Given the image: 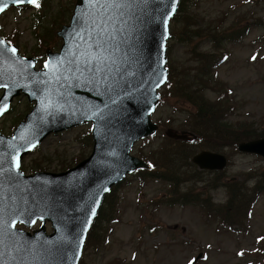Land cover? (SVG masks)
Returning a JSON list of instances; mask_svg holds the SVG:
<instances>
[{"label": "water", "instance_id": "obj_1", "mask_svg": "<svg viewBox=\"0 0 264 264\" xmlns=\"http://www.w3.org/2000/svg\"><path fill=\"white\" fill-rule=\"evenodd\" d=\"M4 4L31 5L0 0V7ZM179 4L76 0L69 23L56 33L62 39L59 50L47 49L40 69L35 68V57L19 55L16 45L0 37V84L8 85L0 87V107L6 103L8 110L20 94L34 102L11 135L0 132V264H78L112 186L148 167L130 149L157 129L150 116L157 90L167 81L166 40ZM100 60L103 71L86 70L99 67ZM88 121L93 123L88 157L60 172L26 174L20 169L23 156L49 133ZM168 135L188 138L185 131ZM237 149L264 157V137L241 141ZM191 161L201 170L227 165L224 154L207 149ZM37 220L38 228L25 229ZM46 221L52 232H47Z\"/></svg>", "mask_w": 264, "mask_h": 264}, {"label": "rangeland", "instance_id": "obj_2", "mask_svg": "<svg viewBox=\"0 0 264 264\" xmlns=\"http://www.w3.org/2000/svg\"><path fill=\"white\" fill-rule=\"evenodd\" d=\"M48 1L38 11L35 7L11 8L0 16V35H12L20 54L37 57L32 55L33 47L39 44L36 35H43L48 28L54 38L50 45H45L44 52L60 47L62 40L56 31L69 21L75 0ZM187 5L193 15V29L202 34L207 32L200 29L227 30L234 22L237 26L248 23L249 31L241 38L223 40L216 50L214 42L204 36L194 37L196 52L193 56L190 53L192 44L171 38L167 42V64L174 72V79L195 81V72L202 65L195 57L197 52L213 53L216 57L226 55L223 61L209 69L210 81L203 82L202 97L214 101L223 94V100L231 105L230 112L224 115L227 123L263 127L264 44L260 39L264 35V0H188ZM44 59V54L37 58L36 67L40 68ZM20 95L13 97L8 112L0 119L3 134H11L34 103ZM179 96L166 93L165 100L156 105L151 119L161 123L157 125L155 136L150 142L137 140L130 149L131 155L145 161L136 152L138 145L141 153L148 155L151 149L161 145L168 131L190 132L187 111H194V107L183 98L178 99ZM90 125L86 123L49 133L36 149L23 156L21 170L26 174L37 170L60 172L88 157L93 144ZM86 133L90 134V140L85 139ZM236 148L227 145L215 150L226 156L227 165L222 170L202 174L204 179L218 178L215 188L208 191L204 180L195 186V194L212 199L215 207L227 198L226 183L234 179L250 185L246 172L258 173L264 169V157L242 153ZM178 156L175 153L172 157ZM134 173L109 193L116 199L113 220L106 222V226L101 223L104 233L94 246L92 243L85 245L79 264H264V192L253 205L245 229L234 231L219 221L217 212L209 214L207 204L199 196L195 202L182 204L180 199L168 204L162 198L171 192L167 182L150 177L141 179ZM38 226L39 222L33 227ZM45 228L51 231L49 221Z\"/></svg>", "mask_w": 264, "mask_h": 264}, {"label": "trees", "instance_id": "obj_3", "mask_svg": "<svg viewBox=\"0 0 264 264\" xmlns=\"http://www.w3.org/2000/svg\"><path fill=\"white\" fill-rule=\"evenodd\" d=\"M48 2V0H42L39 4L41 6ZM187 2L188 0L181 1L180 13L172 19L170 32L171 38L192 44L190 51L192 56L196 52L195 47H193L194 37L204 36L209 41L214 42L213 47L216 50L220 49V44L223 40L241 38L249 31L248 23L237 26L234 22L227 30L219 28L214 30L208 28L200 29L207 32L202 34L198 29H193V15L189 11L190 7L187 5ZM50 23L52 24V22ZM36 37L39 38V44L33 47L32 55L41 57L44 54L43 49L45 45L48 43L50 45L54 34L50 33L48 28L43 35H36ZM260 40L264 44V35H262ZM195 57L202 61L201 67L195 72V81L189 83L177 78L174 79V72L168 66L169 78L166 85L161 89L160 98V102H162L165 100L166 93L172 96L175 93L180 94L181 96L178 99L183 98L194 107V111H187L188 117L186 119L192 137L182 140L164 135V140L160 143L161 145L153 148V150L151 149L148 155H143L138 145L136 152L145 159L149 167L147 169H139L134 174H137L141 179L150 177L167 182L170 185L168 190L171 192L162 198L168 204H174L180 199L182 200V204L195 202L200 197L201 201L207 204L209 214H212L211 211L217 212L219 214V221L227 229L240 231L245 229L247 221L251 217L253 205L258 196L264 192V169L258 171V173L246 172L251 181L250 185L248 182L245 186L243 183L234 181V179L226 183L227 198L223 203L216 204L217 207H215L211 201L212 199L202 197L201 193L195 194V186L204 180L207 182L206 184L203 183L205 184L204 187L209 191L215 188L218 178L204 179L202 174L209 171L199 170L191 162V157L203 148L213 151L227 145L236 148L237 144L241 141L264 137V126L255 128L251 124L232 125L227 123L224 115L230 112L231 105L223 100V94L218 95L214 101H208L202 97V84L205 81H210L209 69H212L214 65L216 66L224 56L219 55V57H216L213 53L197 52ZM212 80L218 86L217 81L213 78ZM216 91L218 94L219 90ZM154 136L143 139L142 143L148 140L150 142V139ZM85 139L90 140L89 133H86ZM169 144H174V146L170 147ZM188 148H193V150ZM175 153H178L179 156L173 158L172 156ZM115 201L116 199L113 197V194H109L105 198L98 217L88 234L87 244L92 243L94 246L96 242H99L100 236L105 230L100 225L103 223L106 226V222L113 220L111 218L114 212Z\"/></svg>", "mask_w": 264, "mask_h": 264}, {"label": "snow or ice", "instance_id": "obj_4", "mask_svg": "<svg viewBox=\"0 0 264 264\" xmlns=\"http://www.w3.org/2000/svg\"><path fill=\"white\" fill-rule=\"evenodd\" d=\"M13 2L17 3V4L27 3V4L34 5L36 7H40L39 0H13ZM6 7H7V4H4L3 7H0V12H3ZM172 11L173 12L175 11L174 6L172 7ZM3 44H4V41L0 40V45H3ZM102 44H103V41H101V44L98 45V47L102 46ZM11 51L13 53H15L16 49L12 48ZM97 59H99V58L97 57ZM253 59H255V57H253ZM45 67H48V65L46 64ZM86 70H88L90 72L103 71L104 70V62H103V60H100L99 67L88 68ZM7 86L8 85H6V84H0V87L6 88ZM0 99H2V98H0ZM4 111H7V104L6 103L3 105V107H0V114H2ZM16 167H17V169L19 168V159L18 158H17V161H16ZM0 171H2V169H0ZM93 215H95L94 211H93Z\"/></svg>", "mask_w": 264, "mask_h": 264}, {"label": "bare ground", "instance_id": "obj_5", "mask_svg": "<svg viewBox=\"0 0 264 264\" xmlns=\"http://www.w3.org/2000/svg\"><path fill=\"white\" fill-rule=\"evenodd\" d=\"M31 102V101H30ZM30 104V103H29ZM31 104H32V102H31ZM34 104V103H33ZM134 148V147H133ZM93 226V225H92ZM91 230V229H90ZM90 232V231H89ZM89 234V233H88ZM87 238H88V235H87ZM87 238H86V240H85V243H84V247H85V245L87 244Z\"/></svg>", "mask_w": 264, "mask_h": 264}]
</instances>
